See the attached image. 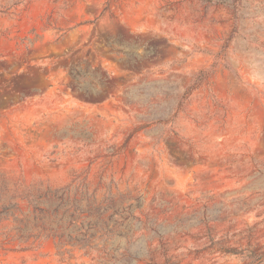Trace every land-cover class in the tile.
<instances>
[{"label":"rangeland","instance_id":"rangeland-1","mask_svg":"<svg viewBox=\"0 0 264 264\" xmlns=\"http://www.w3.org/2000/svg\"><path fill=\"white\" fill-rule=\"evenodd\" d=\"M68 184L112 244L0 264H264V0H0V207Z\"/></svg>","mask_w":264,"mask_h":264},{"label":"trees","instance_id":"trees-1","mask_svg":"<svg viewBox=\"0 0 264 264\" xmlns=\"http://www.w3.org/2000/svg\"><path fill=\"white\" fill-rule=\"evenodd\" d=\"M22 201L29 210L19 217L14 212L19 211ZM111 207L97 203L84 185L68 184L44 190L26 187L17 189L1 203L0 216L14 222L12 228L19 241L51 238L57 248L76 246L97 251L115 232L111 224L113 214L107 215Z\"/></svg>","mask_w":264,"mask_h":264}]
</instances>
